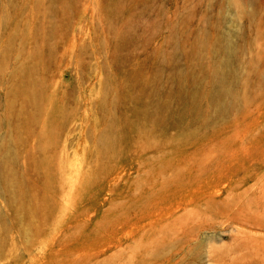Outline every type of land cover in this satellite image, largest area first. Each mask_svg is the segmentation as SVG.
I'll use <instances>...</instances> for the list:
<instances>
[{"label":"rangeland","instance_id":"1","mask_svg":"<svg viewBox=\"0 0 264 264\" xmlns=\"http://www.w3.org/2000/svg\"><path fill=\"white\" fill-rule=\"evenodd\" d=\"M4 5L0 264H264V0ZM216 22L235 67L224 112L209 94L191 106L181 47ZM35 54L27 79L38 80L50 135L20 88ZM7 175L37 207L29 217L11 210Z\"/></svg>","mask_w":264,"mask_h":264},{"label":"bare ground","instance_id":"2","mask_svg":"<svg viewBox=\"0 0 264 264\" xmlns=\"http://www.w3.org/2000/svg\"><path fill=\"white\" fill-rule=\"evenodd\" d=\"M50 1L53 2L54 0ZM10 3L11 0H5L4 7L8 6ZM6 18L7 14L5 12L0 15V20L3 22V24ZM218 25L219 24L216 22L213 27L210 26L212 29L209 31L207 29V25L204 31L188 47H186V44L181 41V47L184 48L186 56L192 60V65L186 71V77L190 81V87L192 91L191 93L193 94V99L190 98L191 101L189 99L191 106L196 107L199 104L200 99L205 95L209 94L211 102L216 107H218L219 111L224 112L229 106L228 104L223 103L222 97L227 93L231 92L230 86L233 83L235 67H233L230 62L233 49L229 45V43L223 37H221L218 32L216 33V28L218 27ZM32 58L35 63L34 66L36 67L35 72L33 70V66L28 65L30 59ZM211 58H213L212 67H206L201 62V60L203 59ZM41 63V59L38 57L37 54L28 57L26 65L22 66L24 81L20 88H22L21 93L26 98H28L29 101H33L39 107V109H44L40 125L42 127V132L44 133V135H50L52 132L51 124H53L52 116L49 111L45 108V100L39 94L38 89L36 87V83H38V80L37 78H33L34 80L32 82H28L27 79L28 76H32L31 73H37V66H40ZM6 71L7 70L5 68H0V74L4 75L6 74ZM208 87L210 88L209 93L207 91ZM150 109H152V111H149ZM141 111H145L150 115V118L153 119L154 117H158L161 112L160 107L157 104L151 106L145 103ZM192 111L195 110L192 109ZM111 123L112 122H110L104 130L103 137L101 140V146L104 151H109L110 149H112V144L115 141ZM2 155L3 158L6 157L5 153H2ZM0 170H6V167H4L3 164H0ZM7 182L13 188V194L10 195L9 203L11 210L14 213L20 211L21 217H29L30 215H32L37 210V207L34 203H26L24 199V197L26 196V191L19 185L18 180L11 175H7ZM1 195L2 192L0 190V196ZM2 221V218H0V256L4 255V252L6 250V242L3 240L1 234L6 232L8 237V228H6V225H4L5 223L3 224L4 221ZM1 231H3V233Z\"/></svg>","mask_w":264,"mask_h":264}]
</instances>
